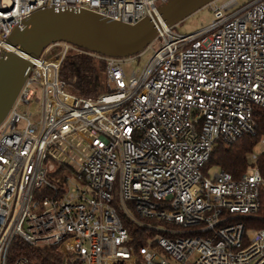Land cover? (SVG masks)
<instances>
[{"label":"built area","instance_id":"1","mask_svg":"<svg viewBox=\"0 0 264 264\" xmlns=\"http://www.w3.org/2000/svg\"><path fill=\"white\" fill-rule=\"evenodd\" d=\"M167 2L0 0V58L34 11L135 24ZM209 5L207 28L178 36L162 26L131 57L57 42L31 59L0 124V264L16 240L54 247L63 264H264V228L253 225L264 140L238 177L204 170L214 145L254 135L253 111L264 110V0ZM148 49L146 64L126 76L123 65ZM71 51L104 62L102 94L77 95L59 79ZM32 101L36 120L17 111Z\"/></svg>","mask_w":264,"mask_h":264},{"label":"water","instance_id":"2","mask_svg":"<svg viewBox=\"0 0 264 264\" xmlns=\"http://www.w3.org/2000/svg\"><path fill=\"white\" fill-rule=\"evenodd\" d=\"M216 0H168L157 15L135 24L110 21L87 10L34 11L7 39L0 58V124L8 114L36 59L50 44L64 42L105 57H131L157 36Z\"/></svg>","mask_w":264,"mask_h":264},{"label":"trees","instance_id":"3","mask_svg":"<svg viewBox=\"0 0 264 264\" xmlns=\"http://www.w3.org/2000/svg\"><path fill=\"white\" fill-rule=\"evenodd\" d=\"M104 62L93 56L69 52L63 59L59 79L72 87V92L81 96L97 97L103 93L102 73ZM254 135L244 134L231 145L217 142L207 160L204 170L218 168L238 177L253 164L249 156L254 148L264 140V110L256 107L253 111ZM264 179V149L254 163ZM203 170V171H204ZM259 219L253 223L256 228H264V195L260 197ZM17 257H24L28 264H63V255L54 247H31L16 240L9 252L8 263Z\"/></svg>","mask_w":264,"mask_h":264},{"label":"rangeland","instance_id":"4","mask_svg":"<svg viewBox=\"0 0 264 264\" xmlns=\"http://www.w3.org/2000/svg\"><path fill=\"white\" fill-rule=\"evenodd\" d=\"M227 1L229 0H216L214 1V3L220 6ZM236 1H237V7L240 8L244 5H247L252 0H236ZM231 11H225V12L230 13ZM212 22H213V15H212L211 7L210 5H207L200 8L186 19L182 20L181 22L171 27L170 30L175 35L186 36L207 28ZM156 44L157 43H155L154 48H156ZM151 54L152 51L148 49L143 53V55L139 59H134L132 62L123 65V71L125 75L130 76L133 71H137L141 69L148 61ZM35 97H37V99L41 98L40 90H37ZM17 111L21 115L30 116L32 120H36L39 118L38 104L33 101L29 105H20L17 108ZM261 150H262V146L258 144L254 148L253 154L258 155L260 154ZM249 161L251 163L253 162L251 156H249ZM208 170H209V174L207 176L211 178L215 173L216 168H209ZM63 247L64 246H62L61 249ZM63 249L65 250V248Z\"/></svg>","mask_w":264,"mask_h":264},{"label":"bare ground","instance_id":"5","mask_svg":"<svg viewBox=\"0 0 264 264\" xmlns=\"http://www.w3.org/2000/svg\"><path fill=\"white\" fill-rule=\"evenodd\" d=\"M11 51L13 50V49H10Z\"/></svg>","mask_w":264,"mask_h":264}]
</instances>
